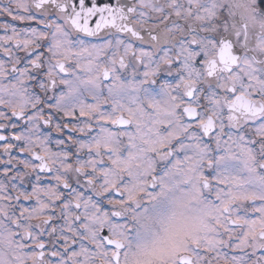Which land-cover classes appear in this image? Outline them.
<instances>
[{
	"label": "snow or ice",
	"instance_id": "1",
	"mask_svg": "<svg viewBox=\"0 0 264 264\" xmlns=\"http://www.w3.org/2000/svg\"><path fill=\"white\" fill-rule=\"evenodd\" d=\"M0 264H264V0H0Z\"/></svg>",
	"mask_w": 264,
	"mask_h": 264
}]
</instances>
